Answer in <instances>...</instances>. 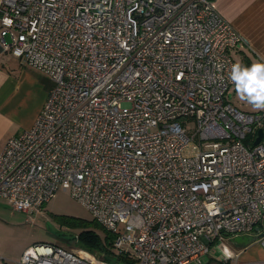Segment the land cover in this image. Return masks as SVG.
<instances>
[{"label": "built area", "instance_id": "built-area-1", "mask_svg": "<svg viewBox=\"0 0 264 264\" xmlns=\"http://www.w3.org/2000/svg\"><path fill=\"white\" fill-rule=\"evenodd\" d=\"M242 40L213 0H0V43L52 81L0 151V196L31 214L69 190L134 264L264 247V110L226 97ZM99 254L41 242L16 264H112Z\"/></svg>", "mask_w": 264, "mask_h": 264}, {"label": "crops", "instance_id": "crops-1", "mask_svg": "<svg viewBox=\"0 0 264 264\" xmlns=\"http://www.w3.org/2000/svg\"><path fill=\"white\" fill-rule=\"evenodd\" d=\"M213 6L243 37L232 51L234 62L250 66L264 61V0H213ZM51 85L52 81L0 43V151L9 137L32 126ZM13 127L15 131L8 133ZM230 246L234 256L227 264H264V247L258 242L230 241ZM209 261L222 264L215 258Z\"/></svg>", "mask_w": 264, "mask_h": 264}, {"label": "rangeland", "instance_id": "rangeland-1", "mask_svg": "<svg viewBox=\"0 0 264 264\" xmlns=\"http://www.w3.org/2000/svg\"><path fill=\"white\" fill-rule=\"evenodd\" d=\"M5 39L10 42L8 33ZM38 72L51 83L47 74L40 70ZM226 97L241 110L254 111L237 98L233 89L228 91ZM192 126L189 124V127ZM15 129L11 128L8 133ZM93 218L90 211L69 190L62 188L43 205L41 211L31 214L12 209L8 201L0 196V264H16L23 251L36 243H50L64 249L77 248L80 246L78 234L87 226L86 222ZM98 231L103 236V231ZM230 247L227 238L220 239L210 246L209 256L223 255ZM95 254L101 257L98 252Z\"/></svg>", "mask_w": 264, "mask_h": 264}, {"label": "clouds", "instance_id": "clouds-1", "mask_svg": "<svg viewBox=\"0 0 264 264\" xmlns=\"http://www.w3.org/2000/svg\"><path fill=\"white\" fill-rule=\"evenodd\" d=\"M237 98L254 111L264 110V61L234 63L228 75Z\"/></svg>", "mask_w": 264, "mask_h": 264}, {"label": "trees", "instance_id": "trees-1", "mask_svg": "<svg viewBox=\"0 0 264 264\" xmlns=\"http://www.w3.org/2000/svg\"><path fill=\"white\" fill-rule=\"evenodd\" d=\"M86 223L87 226L78 234L80 248L95 253L103 252V258L112 264H134L132 258L109 250L114 235L102 226L95 218ZM98 230L103 231V236L100 235ZM209 262L207 264H209Z\"/></svg>", "mask_w": 264, "mask_h": 264}, {"label": "water", "instance_id": "water-1", "mask_svg": "<svg viewBox=\"0 0 264 264\" xmlns=\"http://www.w3.org/2000/svg\"><path fill=\"white\" fill-rule=\"evenodd\" d=\"M264 130H262V128L258 129V137L256 138L254 143H258L259 140L261 139L262 136V132ZM258 228L256 227L255 230H257ZM254 241V236L252 235H247V236H236L232 239V242L240 244V245H248L250 243H252Z\"/></svg>", "mask_w": 264, "mask_h": 264}]
</instances>
